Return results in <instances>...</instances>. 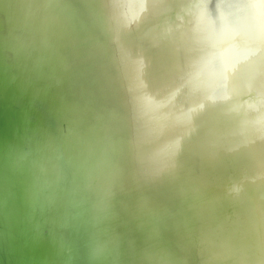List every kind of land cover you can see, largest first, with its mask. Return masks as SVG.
I'll list each match as a JSON object with an SVG mask.
<instances>
[{"label": "water", "instance_id": "95a60500", "mask_svg": "<svg viewBox=\"0 0 264 264\" xmlns=\"http://www.w3.org/2000/svg\"><path fill=\"white\" fill-rule=\"evenodd\" d=\"M254 1L0 0V264H264Z\"/></svg>", "mask_w": 264, "mask_h": 264}, {"label": "bare ground", "instance_id": "6f19581e", "mask_svg": "<svg viewBox=\"0 0 264 264\" xmlns=\"http://www.w3.org/2000/svg\"><path fill=\"white\" fill-rule=\"evenodd\" d=\"M256 1V0H255ZM254 1V2H255ZM256 14H258L259 15V17H258V21H259V30H260V33L261 32H263L264 31V18H263V16H261V14L260 13H257V12H255ZM254 23V22H253ZM260 33H259V37H258V40L256 41V38L253 36V31H252V33H251V39L254 41V43L257 45V46H259V42H261V44L263 43V39H262V36H260ZM210 36H211V34H210ZM235 36L236 37H238L239 38V35H238V33L236 32L235 33ZM210 38V40H211V37H209ZM240 42V41H239ZM236 43H238V42H236ZM241 44V43H240ZM230 113V112H229ZM247 168V167H246Z\"/></svg>", "mask_w": 264, "mask_h": 264}]
</instances>
